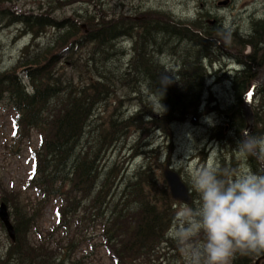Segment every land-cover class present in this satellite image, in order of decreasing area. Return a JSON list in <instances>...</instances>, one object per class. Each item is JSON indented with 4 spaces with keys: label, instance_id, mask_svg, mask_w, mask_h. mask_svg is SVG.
Segmentation results:
<instances>
[{
    "label": "trees",
    "instance_id": "obj_1",
    "mask_svg": "<svg viewBox=\"0 0 264 264\" xmlns=\"http://www.w3.org/2000/svg\"><path fill=\"white\" fill-rule=\"evenodd\" d=\"M104 16L98 21L86 17L92 30L83 31L85 34H82L83 24L79 20L64 24L51 21L49 17L42 18L46 26L58 29L52 44L41 53L26 47L24 60L13 71L0 75V103L11 111L14 141L22 142L32 132H37L41 143L38 150H31L34 170L27 187L4 191L0 203L10 207L17 232L16 242L11 241L12 264H85V259L97 256L101 249L108 260L106 264H174L166 251L171 243L168 233L175 221L174 211L170 207L165 214L160 211L164 208H160L161 201L155 199V182L146 169L122 183L124 170L121 165L112 164L104 171L102 163L111 148L126 140L134 121L142 123L146 118H153L154 111L148 105L155 106L175 121L198 114L204 102L206 68L208 64L214 66L219 62L215 58L218 44L212 41L217 35L230 38L242 53L247 48L252 49L245 56L248 61L243 63L245 67L231 78L234 101L228 111L236 115L234 132L243 138L245 95L264 65V20L253 22L251 34L246 38L223 29L210 28L204 37L187 28L172 27L170 34L174 43L177 42L172 49L163 48L160 38L146 28L134 47L129 68L122 65L108 69L109 62L118 56L114 52L118 40L132 36L135 28L122 17L107 20L109 15ZM19 21L17 17L16 22ZM23 22L32 27L30 17L23 18ZM185 41L190 48L186 49L181 61L183 76L180 81L173 82L172 72L160 64L159 57L165 51L169 53L168 50L181 57L182 49L178 44ZM83 49L89 51L83 66L87 71L93 68L94 77L89 74L88 82H84L85 79L81 84H76L72 76L59 77L56 60L61 59L60 63L76 69L81 62V57L76 59V55ZM89 61L93 62L91 67ZM100 64L108 70V75L98 66ZM30 67L27 76L32 92L29 93L16 70ZM116 83L129 85L141 100L144 96L140 89L144 86L155 95V103H144V110L131 120L111 116L106 125H95V111L108 102L104 94L113 90L112 85ZM253 110L255 128L252 134L264 135V85L253 98ZM154 120L155 124H160ZM15 148L14 145L7 155L9 158L20 155ZM249 161L254 171L262 172L256 160ZM220 170L223 178H232L230 165L225 160L221 161ZM30 189L34 190L35 197L28 195ZM164 191L169 197L167 185ZM52 201L61 205L56 208L58 223L54 228L59 239L52 243L56 249L51 243L32 244L27 234L39 231L42 213ZM163 203L176 204L170 200ZM54 233H50L52 237ZM84 244L91 249L89 256L75 258ZM263 254L237 253L232 264H255Z\"/></svg>",
    "mask_w": 264,
    "mask_h": 264
},
{
    "label": "rangeland",
    "instance_id": "obj_2",
    "mask_svg": "<svg viewBox=\"0 0 264 264\" xmlns=\"http://www.w3.org/2000/svg\"><path fill=\"white\" fill-rule=\"evenodd\" d=\"M225 1L227 0H0V75L13 71L24 60L23 52L26 47H29L34 53L37 51L41 53L43 51H39L40 49L52 44L58 34V29L54 26H46L42 19L45 17L51 18L50 20L54 22L56 20L64 22V24L72 20H79L81 24L86 25V29H81L82 34H85L83 31L90 32L92 30V25L86 23V17H94L97 21L98 19L103 20L104 15H109L107 20L122 17L124 22L139 27L147 25L148 22H155L160 16L159 13L164 12L176 20L185 22V24L203 22L208 28L228 30L230 33L236 32L244 38L251 34L253 22L264 20V0H228V5L222 6V2ZM17 17L21 21L16 22ZM25 17H30L32 22L33 32L31 34L28 32L30 28L23 22ZM211 21L214 23L211 24ZM180 27L184 26L181 25ZM137 32L139 34L131 39L123 37L118 40V50H114L118 56L117 58L114 57V61L109 62V67L106 66L108 69L121 68L122 65L126 69L129 68L130 57L139 40L140 30ZM33 33L41 34L42 37L38 41H32ZM212 41L218 44L215 50V58L219 59V62L214 66L208 64L206 68V92L202 96L204 102L200 109V116L204 118L192 116L183 123L175 124V127L173 126V129L167 132L163 126L155 124L156 120L154 119L160 121V118L159 114L154 112L151 119L146 118L142 123L134 121V127L130 131L134 133L132 135L128 133L126 140L123 139L111 148L106 153L102 163L104 171L112 164L121 165L124 170V177L120 181L122 183L124 180L133 177L139 170L146 169L155 182L156 189L153 192L155 199L157 201L159 199L161 201L159 207L164 208L160 211L165 214L168 207L174 211L172 213L175 216V221L168 233L171 243L166 249L169 252L168 258L172 256L171 260L174 264H187L186 253L182 250L183 245L176 235L182 227L186 226L183 213L186 207L195 209L200 204L199 195L192 188L193 173L203 167H211L217 164L220 167L221 161L225 160L227 165H235L230 168V174L233 176L241 164L245 163L244 158L238 155L235 150L241 138L234 132L236 115L228 111L233 106L234 92L231 84L228 83L230 80H227L225 76L233 77L235 70L232 68L240 69L238 64L242 65L245 62V56L250 54L252 49L247 48L242 53L241 49L234 47L235 45L230 42V38H220L219 35L214 36ZM174 45H177L176 41ZM178 45L182 49L181 57L179 54L173 56L166 51L159 57L160 64L168 72H176L181 68L183 54L186 49L190 48L187 42H180ZM157 46L160 47V45ZM88 52V49H83V51H79V55H76V59L81 57V62L77 63L76 69H72L64 62L60 63L61 59L56 60V70L59 77L61 75L72 76L76 84H81L89 74L94 77L95 70L90 68L87 71L86 67L83 66V62L87 61L89 57ZM66 55L67 53H65ZM91 62L88 63L89 67H91ZM26 69L19 68L16 70V74L23 80V84L28 86L29 78ZM230 71H232L231 74ZM259 73L260 71H257L256 77ZM256 77H254L252 85L255 83ZM84 82L87 83L88 80L86 79ZM29 90L31 89L29 88ZM128 90L124 92L120 87L115 86L113 90L106 92L104 95L112 94L114 91L112 96L117 97V99H109L106 104L100 105L95 111L96 117L93 123L106 125L111 116L128 119L137 111L144 110L145 100H141L138 95H132L130 92L133 91L130 87ZM143 93L147 95L145 92ZM150 99L154 100L153 98ZM11 117V111H8L4 104L0 103V179L2 181L0 203L4 191H10L12 187L20 190L27 187V182L34 170L32 168L31 150L33 148L38 150L41 144L37 132H32L22 142L14 141L16 137L13 134ZM150 122L153 123V127L149 129L151 132L148 134L147 127ZM141 126L144 129H141ZM213 126L218 129L215 130ZM259 128L261 129V127ZM220 130L226 137L221 138L222 141L217 136L218 141L215 140L213 143V137ZM14 145L16 146L14 151L20 152V155L9 158L7 155L10 154ZM203 155L208 158V162L205 164H203ZM247 163L250 165L249 160ZM167 166H172L171 168L181 175L188 186L194 199L191 205L172 199L169 186L163 175ZM165 185L168 186L169 197L164 191ZM28 191L29 196H36L33 189ZM167 200L176 204L163 203ZM58 206H61L60 202L52 201L42 213L39 231L27 233L32 244L51 243V247L54 248L52 243L59 239V236L54 233L56 232L54 228L58 223V216H56ZM50 233L55 235L52 237ZM202 240L203 235H200L195 238L194 242L199 243ZM12 244L0 222V264H12L13 255H9L8 252ZM90 251V247L83 245L75 254V258H81L84 255L89 256ZM84 263L106 264L108 260L104 250L101 249L97 256H90L84 260Z\"/></svg>",
    "mask_w": 264,
    "mask_h": 264
},
{
    "label": "clouds",
    "instance_id": "obj_3",
    "mask_svg": "<svg viewBox=\"0 0 264 264\" xmlns=\"http://www.w3.org/2000/svg\"><path fill=\"white\" fill-rule=\"evenodd\" d=\"M235 149L245 163L231 179L219 165L203 167L192 175L199 207H186V226L177 232L187 264H231L237 253H264V172L247 163H264V135L242 134ZM203 240L195 243V238Z\"/></svg>",
    "mask_w": 264,
    "mask_h": 264
},
{
    "label": "bare ground",
    "instance_id": "obj_4",
    "mask_svg": "<svg viewBox=\"0 0 264 264\" xmlns=\"http://www.w3.org/2000/svg\"><path fill=\"white\" fill-rule=\"evenodd\" d=\"M228 3H229V1L227 0V1H225V2H222V6H226V5H228ZM159 18H157V20H155V22H148L147 23V25H144V26H139V27H137V25H134V28H135V30H134V32H133V34H132V36H129L128 38H133L136 34H139L137 31L138 30H140V35H142L143 34V31L146 29V28H149L150 30H151V32L153 33V35L154 36H156V37H158V38H160V43H161V45H162V47L163 48H165V49H169V48H171V47H173V44H174V40L172 39V36H171V34H170V29L172 28V27H176V28H180V26L181 25H183L184 27H181L182 29H184V28H187V29H189V30H191V31H193V32H195L196 34H200L201 36H204V37H206V35L210 32V28H208L207 26H205V24L203 23V22H200V23H186L185 24V22H183V21H179V20H176L173 16H169L168 14H166V13H164V12H161V13H159ZM164 17H166V18H164ZM214 21H211L210 23L212 24ZM255 22H258V21H255ZM26 26H28L30 29H29V33L31 34L32 32H33V28L32 27H30L29 25H26ZM82 27V26H81ZM83 28V27H82ZM206 34V35H205ZM139 35V36H140ZM42 37V35L41 34H38V33H33V37H32V41H38L40 38ZM37 47H38V45H36ZM50 45H47L46 47H44V48H42V49H40L39 51H45V50H47V48L49 47ZM39 48V47H38ZM172 49V48H171ZM168 52L171 54V55H174L175 53H174V51H172L171 52V50H168ZM174 53V54H173ZM164 54V53H163ZM163 54H161L160 56H162ZM246 62H248L247 60H245ZM243 63H245V62H243ZM100 68H101V66H102V64H100V65H98ZM238 67H240V69H237V68H232V70H235V73L237 72V71H241L242 69H243V67H245V65L244 64H242V65H239L238 64ZM32 69V67H30V68H27L26 69V71L27 72H29L30 70ZM101 69H103V71L108 75L109 73H108V70L103 66V68H101ZM264 65L262 66V68H261V70H260V73H259V75H258V77H256V79H255V83L251 86V88L247 91V93H246V95H245V102L246 101H248L252 96H254L256 93H255V90L257 89L258 90V88H260V87H262L263 85H264V83L263 84H261V85H256V83H257V81H259L261 78H262V76L264 75ZM231 72L232 71H230V74H231ZM181 75L183 76V69L182 68H179L178 70H176V72H172V80H173V82H177V81H180L181 79ZM229 76V77H228ZM228 76H225V78H227V80H230L228 83H230L231 84V78L232 77H230V75H228ZM210 78V77H209ZM113 86V89L115 88V86H118V87H120L124 92H126V91H129L128 89H129V85H123L122 83H116V84H114V85H112ZM231 86H232V84H231ZM28 88H27V90H28V92L30 93V92H32V88L30 87V84H28V86H27ZM29 88L31 89V90H29ZM137 89V88H136ZM229 89V88H228ZM140 90H142V92H141V94H142V96H144V98L142 97V99L143 100H145V102L146 103H155V95L154 94H152V93H150L149 91H146L145 90V87L143 86L142 87V89H140ZM230 90V89H229ZM117 92V91H116ZM143 92H145L147 95H145ZM205 92H206V88H205ZM205 92H204V94H205ZM132 95H138V94H136V92H130ZM114 94V91H113V93L112 94H108L107 95V97H108V100L109 99H111V100H116L117 99V97H115V96H112ZM150 98H153L154 100H151ZM231 106V105H230ZM229 106V107H230ZM147 107H149V108H151V109H153V111L154 112H156V113H158L159 115V118H160V121H159V123L160 124H162V126L165 128V130L167 131V132H169L171 129H173V126L175 125V124H177V123H183V122H185V121H187L190 117H192V116H194V117H197V116H199L200 118H204V117H201L200 116V111L198 112V114H194V115H190V116H188V117H186L185 119H183V120H176L175 121V119H170V117H167V116H164V114L162 113V111L161 110H159V109H157L155 106H153V105H148ZM229 107H228V109H229ZM232 108V107H231ZM230 108V109H231ZM138 113V111L135 113V114H132L128 119L129 120H131L132 118H134V117H136V114ZM244 113V112H243ZM245 116V115H244ZM127 117V116H126ZM121 118H124L125 119V117H121ZM246 119V118H245ZM125 120H127V119H125ZM246 126H247V123H246ZM153 127V123L152 122H150V124H149V126L147 127V131H148V134L151 132L149 129L150 128H152ZM175 127V126H174ZM214 127V126H213ZM254 128H255V124H254ZM144 129V128H143ZM214 129L215 130H217L218 128H215L214 127ZM221 129V128H220ZM146 130V129H145ZM131 131V129H129L128 130V132L127 133H131V135L134 133V132H130ZM245 131H246V129H245ZM253 131H254V129H253ZM245 133V132H244ZM253 133V132H252ZM218 136V138H225L226 136L222 133V131L220 130L216 135H215V137H213V143H214V141L215 140H217V137ZM227 136H229V135H227ZM222 141H223V139H221ZM218 141V140H217ZM206 154H208V153H206ZM208 162V158H207V156L206 155H203V164H205V163H207ZM259 164V166H260V168H261V170H262V172H263V167H262V165H261V163H258ZM235 165H232V166H230V168H233ZM167 167H169L170 169H172L171 167L172 166H167ZM163 175H164V171H163ZM165 178V177H164ZM2 186V181L0 180V187ZM191 194V193H190ZM170 195H171V192H170ZM192 196V195H191ZM172 197V196H171ZM192 198H193V196H192ZM173 199V198H172ZM176 201V200H175ZM193 201H194V199H193ZM193 201H192V203H193ZM177 202H179V201H177ZM191 203V204H192ZM190 204V205H191ZM0 222H1V224L3 225V227H4V229H5V231H6V233H7V235L9 236V234H8V232H7V230H6V228H5V226H4V224H3V222L1 221V219H0ZM13 224V223H12ZM13 226H14V224H13ZM14 228H15V226H14ZM15 230H16V228H15ZM168 236H169V234H168ZM10 238V237H9ZM10 240L12 241V242H16V240H17V232H16V240L15 241H13L11 238H10ZM94 243L96 244V242L94 241ZM84 245H87V244H84ZM54 249H56V245H54ZM9 252V255H10V250L8 251ZM63 254L65 255V253L63 252ZM55 255H56V253H55ZM75 256V255H74ZM62 259H63V255H62V257H61Z\"/></svg>",
    "mask_w": 264,
    "mask_h": 264
},
{
    "label": "water",
    "instance_id": "obj_5",
    "mask_svg": "<svg viewBox=\"0 0 264 264\" xmlns=\"http://www.w3.org/2000/svg\"><path fill=\"white\" fill-rule=\"evenodd\" d=\"M84 29H86L85 25H82ZM264 71V70H263ZM264 83V75L262 78L257 81L256 85H261ZM252 100H248L244 103L243 112L246 118V132H253L254 124H255V118L254 113L252 109ZM263 167L264 172V163H261ZM164 177L165 180L169 186L171 196L174 200L183 202L186 205H190L193 201V198L190 194V191L188 189V186L183 181L181 175L177 173L175 170L170 169L169 167H166L164 169ZM0 219L3 222L9 237L15 241L16 240V230L12 224V217L9 212V208L6 205V203H2L0 205ZM264 262V254L257 258L255 264H262Z\"/></svg>",
    "mask_w": 264,
    "mask_h": 264
}]
</instances>
